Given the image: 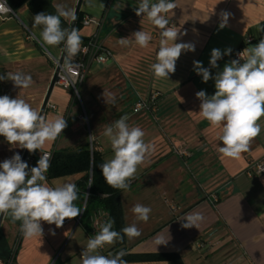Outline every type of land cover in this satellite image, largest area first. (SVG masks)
<instances>
[{"label":"crops","instance_id":"1","mask_svg":"<svg viewBox=\"0 0 264 264\" xmlns=\"http://www.w3.org/2000/svg\"><path fill=\"white\" fill-rule=\"evenodd\" d=\"M138 2L82 0L83 16L102 18L99 39L111 50L113 58L106 64L89 63L88 77H84L86 81L79 98L82 109L87 108L88 113L82 114L73 104L76 97L69 88L57 83L53 86L43 115L49 119L65 118L68 128L59 144L56 140L47 142L43 150L74 149L84 144L85 115L87 131L92 132L89 136L93 135L96 148L106 161L113 152L110 141L103 135L104 128L127 115L128 124L139 126L145 132V142H153L156 150L138 166L129 190H119L124 227L135 224L141 232L138 237L125 236L124 252H177L183 264H264V173L247 170L249 163L264 160V118L259 121L261 133L251 141L249 151L239 158L223 157L218 152L222 146L217 138L219 129L200 116L201 101L195 95L200 90L213 95L215 81L203 82L193 65V61L201 62L214 77L233 60L231 53L223 55L227 49L232 52L256 45L264 36V0H171L176 8L166 14L169 26L175 24L181 33H186L179 35L176 42L191 43L195 51L182 52L175 72L170 73L168 79L154 77L150 68L156 62L160 29L143 18V14H135ZM53 3L73 11L76 0H53ZM222 11L231 15L227 26L221 29ZM33 17L25 5L15 11V16H0V76L7 72L22 73L33 80L27 89L15 87L11 80H0V96L16 98L19 95L39 109L54 68L47 60L48 51L40 37L41 27L33 26ZM140 30L152 36L148 47L141 48L134 42L127 46L118 43L119 38H131L132 33ZM92 31V25L82 26L79 34L88 36ZM248 38L251 41H247ZM47 47L54 53L51 57L59 56L58 46ZM214 48L222 53L217 68L210 67ZM104 92L111 94L106 95L108 103ZM139 98H147L149 108L133 112ZM176 148L186 154H177ZM22 150L0 136V163L14 154L21 155ZM40 153L39 150L29 153L25 162L30 164ZM80 177L81 174H71L47 182L50 186L76 184ZM79 192L80 199L75 203L82 208L84 200L80 194L83 192ZM136 204L151 208L147 222L136 219L132 212ZM82 212L76 218H66L60 228L41 221V238H27L22 234L13 264H81L86 239L100 230L92 217L94 212L81 223ZM192 213H201L204 217L199 229L183 228L181 219ZM20 223H13L10 216L3 218L0 240L5 247L10 249ZM72 230H78V242L61 249ZM158 238L168 242L158 245ZM113 246L100 249V254ZM79 247L83 249L75 260L73 256ZM127 264L172 263L131 261Z\"/></svg>","mask_w":264,"mask_h":264},{"label":"clouds","instance_id":"2","mask_svg":"<svg viewBox=\"0 0 264 264\" xmlns=\"http://www.w3.org/2000/svg\"><path fill=\"white\" fill-rule=\"evenodd\" d=\"M52 7L55 13L36 14L33 26L41 27L40 37L44 45H63L64 67L70 68L80 51L82 40L76 28L62 27L61 17L65 21H75L76 16L63 5ZM174 8L176 5L171 0H157L155 3L152 0H139L135 7L137 16L143 14V18L160 29L156 62L150 66L156 78L168 79L169 74L175 72L176 62L182 52L195 51L191 43L176 42L179 35L186 33H181L175 24L169 26L166 14ZM11 11L7 0H0V15ZM230 15L226 11L221 12V29L227 26ZM151 39L149 33L140 30L132 33L131 38H119L118 43L127 46L134 42L146 48ZM230 53L229 48L223 55ZM238 56L239 59L226 63L214 77L209 68H204L199 61H193L194 70L202 76L203 82L209 79L215 81L216 91L213 95H207L204 90L195 95L201 101L200 116L212 127L219 129L217 138L222 146L218 152L228 158H239L242 153L250 150L251 141L262 130L259 121L264 118V38L256 45L245 48ZM221 58V50L212 49L210 67L217 68V61ZM0 80H11L20 89H27L33 83L30 75L12 72L0 76ZM106 95L111 94L103 93L108 103ZM127 121L128 116L124 115L105 126L103 135L110 141L113 155L100 165L105 183L123 191L129 190L131 181L136 178L138 166L145 163L156 150L153 142H145V132L139 126H130ZM66 127L65 118L56 116L49 119L19 95L16 98L0 96V136L8 144L27 149L29 153L36 150L41 152L37 165L31 168L18 153L0 163V214L10 216L13 223L20 221V231L27 238H41V221L60 228L66 218H76L85 210L75 203L80 199L76 184L69 182L50 186L45 175L50 167L51 153L43 150L44 145L55 141ZM88 139H94L93 135ZM92 184L90 178L87 186ZM132 212L138 221L147 222L151 208L136 204ZM181 220L184 221L181 225L183 228L199 229L204 217L201 213H192ZM114 223L113 219H108L100 224V230L88 239L81 253V264H127L123 259L126 255L123 250L107 256L99 252L105 245L122 241L124 236L132 238L141 235L135 224L116 231L113 229ZM51 234L54 235V231ZM167 242L162 238L157 240L158 245Z\"/></svg>","mask_w":264,"mask_h":264},{"label":"trees","instance_id":"3","mask_svg":"<svg viewBox=\"0 0 264 264\" xmlns=\"http://www.w3.org/2000/svg\"><path fill=\"white\" fill-rule=\"evenodd\" d=\"M10 7L15 12L19 7L25 5L30 13L35 16L38 13L45 12L54 14L55 9L53 0H7ZM83 12L80 10L76 19L74 28L80 31L82 28ZM62 27H69L68 21H65L61 17ZM82 44H84L88 37L80 35ZM81 44V45H82ZM62 44L58 45L61 49ZM79 56L78 54L74 57L72 63L76 61ZM50 64L53 66V62L50 58H47ZM65 60V59H64ZM70 93L74 97L71 89ZM73 104L77 105L76 98H74ZM78 106V105H77ZM50 167L45 174L47 181L71 174H81V177L76 182L77 188L84 193L89 175L92 179L93 184L88 188V194L86 197L84 209L82 215L79 218L81 223L85 222V219L89 217L90 213H93L99 209L105 211L108 214V219L115 221L113 229L120 231L124 228V220L122 215V208L119 200V189H114L105 183L104 177L101 173L100 165L105 162L102 153L96 148L95 140L91 139L90 142L86 141L84 144L74 149H63L52 147ZM37 158H33L30 167H34ZM105 194V196H104ZM82 197L83 194L81 193ZM101 199V197H103ZM6 218V216H4ZM106 220V221H107ZM123 235V233H121ZM16 236H22L20 227L18 228ZM125 240L117 241L114 246L108 251L103 252V255L116 254L120 250L124 251L123 243ZM126 253V252H125ZM10 255V249L5 247L0 240V257L5 259ZM127 262L131 261H168L172 264H183L180 255L177 252H155V253H142V254H129L123 257ZM56 261V260H55ZM13 264V262H12Z\"/></svg>","mask_w":264,"mask_h":264},{"label":"built area","instance_id":"4","mask_svg":"<svg viewBox=\"0 0 264 264\" xmlns=\"http://www.w3.org/2000/svg\"><path fill=\"white\" fill-rule=\"evenodd\" d=\"M8 7L10 5L8 4ZM11 8V7H10ZM11 12L7 14H2L0 16H15V12L11 8ZM103 20L101 17L92 19L88 16H83L82 18V26H93V31L87 36V41L81 45L79 56L72 63V66L70 68L64 67V63L59 71V80L57 81V84H60L64 87H67L72 90L73 94L77 93V84L82 81V79L85 77L89 63L92 61H95L98 64H106L110 62L113 58V54L109 48L104 46L102 42L99 39L100 36V30L102 27ZM264 38V36H262ZM261 38V39H262ZM247 41H251L250 38L247 39ZM243 51V48H237L234 49L231 52L232 59H239L238 54ZM51 60L53 64L55 65V59L54 57H51ZM75 96V95H74ZM149 101L147 98H139L133 105L132 111L138 112L142 109H148L149 108ZM48 107V105H47ZM51 109H55V106L50 105ZM83 117V115H82ZM84 118L86 119L85 115ZM91 139H89V142ZM47 152H52V149L45 150ZM176 153L179 155L186 154L185 151L175 149ZM40 155L37 157L35 166L37 165V161L40 159ZM248 171H252L254 174H260L264 173V160H258L254 161L248 164L247 166ZM89 181V180H88ZM88 185V183H87ZM88 188L89 186H86V189L84 191L85 196L87 197L88 194ZM92 217L96 220V225L99 226L100 224L104 223L107 220L108 214L103 210H97L93 213ZM20 241V236H16L12 246L10 247V255L8 258H1L0 257V264H12L16 249L18 247ZM217 264H224V263H217Z\"/></svg>","mask_w":264,"mask_h":264},{"label":"water","instance_id":"5","mask_svg":"<svg viewBox=\"0 0 264 264\" xmlns=\"http://www.w3.org/2000/svg\"><path fill=\"white\" fill-rule=\"evenodd\" d=\"M81 3H82V0H76L75 7L73 10V12L75 13L76 19H77L78 13L80 11ZM76 19H75V21L69 22V28L75 26ZM54 59H55V65H54L53 73H52V76H51L50 81L48 83L44 97H43V99L40 103L39 109H38L41 112V114H44V112L47 108V103L49 100L51 90H52L53 86L57 83V81L59 80V71H60V69L64 63V59H65V52H64L63 46L61 48L59 56L57 58H54ZM28 154H29V151L27 149L22 150V153L20 156L24 162L28 159ZM89 179H90V175H89ZM85 201H86V196L84 197L83 206L85 204ZM82 209H83V207H82ZM3 218H4V216L2 214H0V224L3 220Z\"/></svg>","mask_w":264,"mask_h":264},{"label":"rangeland","instance_id":"6","mask_svg":"<svg viewBox=\"0 0 264 264\" xmlns=\"http://www.w3.org/2000/svg\"><path fill=\"white\" fill-rule=\"evenodd\" d=\"M109 1V0H108ZM105 8H107V7H105ZM44 47L46 48V50L48 51V56H49V58L51 57V56H54V53L49 49V47H47V46H45L44 45ZM53 68H54V65H53ZM86 76V75H85ZM88 76H86V78H87ZM86 78L84 79H82V81H80L78 84H77V86H76V88H77V93H75L74 95H75V97H76V101H77V105H78V107H79V109H80V112L83 114V112L84 111H87V108L85 109H82L83 107H82V105H81V103H80V100H79V98L81 99V96H82V86L85 84V81H86ZM79 95V96H78ZM87 113H88V111H87ZM88 115V114H87ZM84 118V117H83ZM83 122H84V124H85V127L83 128V131H82V135H83V138H84V140H85V142L86 141H88L89 142V139H88V137H90L89 135H91L92 134V132H90V133H88V131H87V124H86V120H85V118H84V120H83ZM66 124H67V127L63 130V132L57 137V139H56V141H57V143L59 144V142H60V140L61 139H63V137L66 135V131H67V128H68V122H66ZM89 126V125H88ZM84 197H85V193H83V196L81 197V200H84ZM82 207H84L83 205H82ZM78 230L76 231V232H74L73 230L72 231H70L68 234H67V237H66V239H65V242L63 243V245H62V247H61V249L63 248V247H65L66 246V248L67 247H70V245L72 244V243H74L75 241H76V243L78 242ZM12 241L11 242H13V239H11ZM86 242H88V240L86 239ZM12 244L13 243H10L9 244V246L11 247L12 246ZM85 244H87V243H85ZM106 247H107V245H105ZM81 249H83V247H79V248H77V253L73 256V259H75V260H78L79 259V255H80V250Z\"/></svg>","mask_w":264,"mask_h":264}]
</instances>
